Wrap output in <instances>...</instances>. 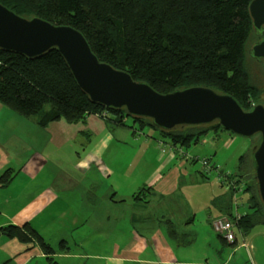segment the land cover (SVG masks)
I'll list each match as a JSON object with an SVG mask.
<instances>
[{
  "label": "trees",
  "instance_id": "1",
  "mask_svg": "<svg viewBox=\"0 0 264 264\" xmlns=\"http://www.w3.org/2000/svg\"><path fill=\"white\" fill-rule=\"evenodd\" d=\"M250 1L0 0V4L23 18L39 17L77 29L99 60L127 72L135 81L146 82L158 93L208 87L228 94L242 110L248 111L254 104L262 103L261 91H256L258 85L250 82L251 75L244 66L248 41L259 40L252 32L247 12ZM248 57L253 60L249 51ZM253 62L264 79L261 64ZM48 100L52 102L46 109ZM0 104L24 117L37 115L42 128L60 119L75 123L92 115L116 127L132 128L126 124L125 118L130 117L124 111H109L88 101L55 50L35 59L0 51ZM131 121L139 125L137 131L148 127L154 131L150 137L156 135L175 148L196 144L209 130H221L211 124L160 131L147 119ZM249 174L250 180L244 177L247 210L234 224L244 233L264 226V209L253 172ZM236 177L237 174L228 176L226 182ZM10 181L9 175H2L0 186L5 187ZM148 191H140L134 200H143ZM226 191L231 192L230 187ZM216 204L220 211H226L221 198ZM166 225L171 239L178 244L191 243L186 234L176 233L171 222ZM0 235L16 239L27 251L36 247L46 261L53 263L51 256L55 251L29 223L0 227ZM59 248L65 249L64 242H60Z\"/></svg>",
  "mask_w": 264,
  "mask_h": 264
},
{
  "label": "rangeland",
  "instance_id": "2",
  "mask_svg": "<svg viewBox=\"0 0 264 264\" xmlns=\"http://www.w3.org/2000/svg\"><path fill=\"white\" fill-rule=\"evenodd\" d=\"M248 42L244 54V66H246L245 68L248 70L249 75H251L250 82L252 81L253 84L258 85V90L256 91H261L259 93V100L264 103V91H262L264 89V79L261 77V72L258 69H254L255 64L253 60L248 57V51L254 43V39L251 38ZM51 102V100H48L46 109L49 108ZM9 110L12 111L11 109ZM22 117L29 119L27 126L31 125L34 118L37 119V115ZM59 121L61 123H54L51 130L46 129L43 131L40 140L38 138L39 142L37 146L33 148L31 145L27 147L22 146L23 148L20 152H17L23 166L30 160L39 163V159L44 163L42 166H49L50 164L45 163L49 159V162L56 164V170H64L77 175V172L73 171V167L79 163L80 158L82 159L83 151L87 156V152L89 151L101 152L105 145L102 161L112 171V174L106 179L100 180L99 185L101 190L104 189V186L109 190V186L113 185L116 188L115 190H121L123 195H125L124 197L129 201L130 195L142 188L141 184L148 180L151 172L159 168V166H163L162 159L165 158L167 160L168 155L174 153L173 159L175 160L172 165H177L179 157L184 160L185 165L180 167L179 178L176 182L178 185L174 189V193L169 196L173 204L172 211L170 209L165 212L159 211L160 206L157 208L155 204L158 201L156 200V196L151 197L145 194L146 198H143L142 201L137 199L139 202V204L137 203L138 206L142 204H149L151 206H146L150 212L144 215L143 220L139 221L144 224H134L139 233L152 240V246H149L146 251V254L151 258L154 256V247L157 245L160 252L158 261H165V263L161 264H264L263 226H255L246 234H242L237 227H234L236 241L235 244L229 245L218 237L211 225L212 221L225 216L222 213L223 211H220L216 202L225 196L224 194L228 186H230V190L233 193L232 197H230V206H227L230 207L231 215H242L247 210L248 194L245 192L244 177L247 176L246 180L251 179L249 174L252 171L250 154L252 147L258 142L257 136L245 139L222 130L217 131V133L209 130L199 137V141L196 144L190 143L189 146L182 148L172 146V152H170L169 147L171 146L166 142H162L159 145L156 139L152 137L148 138V136L152 135L151 132H154L148 127H142L143 131L136 133H133L131 129L126 131V128L119 127L115 132L111 133L112 139L104 144L105 122L101 117L92 115L87 118L86 126L90 129L89 133L79 130L83 124L81 121L75 123H67L64 119H60ZM125 121L128 125H134L130 118H125ZM138 128L139 125L135 123V129L138 130ZM28 129L30 128H25V130ZM130 133L134 137H131ZM14 137L17 138L16 135ZM14 142L19 146L21 145L19 139L14 140ZM16 151L17 148L12 150L13 153ZM241 157L243 159L240 160ZM204 160L207 163L204 166L206 168H203L201 164ZM53 167L55 166L53 165ZM10 168L6 164L2 175L7 174L11 180H14L11 185L0 191V199H3V205L7 206L5 210L8 214L20 210V207L26 208L28 205L27 200L33 197L29 190H24L29 180L22 175L24 171L18 173L16 168ZM167 170L168 168L163 170L162 173H165ZM97 172L104 177L103 173L96 169L81 174L84 175L86 180H93L98 178V175H95ZM53 174H55L54 168L49 178ZM236 174L242 180L236 177L230 183L226 182L228 176ZM126 181L128 186H126ZM32 185L30 183L29 187ZM234 186L236 187L234 188ZM85 200L87 201L86 198ZM84 206L80 194H75L74 202L68 203V207L75 214L79 213L82 208H84L83 210L88 209ZM124 207L119 206L117 208ZM150 209L155 210L152 211ZM111 214L112 218L118 217L115 211ZM131 216L133 219V214ZM183 216H187V218L189 216L193 217L192 223L187 224L186 221L188 219ZM227 216L229 217V215ZM3 217L5 216L1 214L0 225L8 221ZM122 217L121 213V220ZM36 222L37 217L32 219L31 223L32 225H36ZM42 222L45 225L43 237L53 248L59 247L57 243L60 239V233L62 237L65 236L67 239L74 237L75 234H80L79 228L78 230L71 228V222L61 217L53 220L52 223H46L44 219ZM167 222H172L178 233L186 234L189 240L192 239L191 243L178 244L171 239L166 234L167 227L165 223ZM90 223L95 222L90 220ZM101 223L106 225L108 229V223H104L101 220H99V223L93 224V226ZM113 225L112 220L111 227ZM93 226L91 224L90 227ZM83 227L89 228L87 239H92L94 233L90 229L89 223L87 222ZM153 238L156 239V244ZM19 249H21V243L16 239H9L4 235H0V264H23V258L29 260L26 264H53L46 261L45 258L40 257L39 253H30L15 261L12 255L18 252ZM71 250L77 252L74 248ZM55 251L57 252V249ZM8 259L11 260L7 261ZM54 260L56 261L55 264H79L76 261L64 260L60 257H55Z\"/></svg>",
  "mask_w": 264,
  "mask_h": 264
},
{
  "label": "crops",
  "instance_id": "3",
  "mask_svg": "<svg viewBox=\"0 0 264 264\" xmlns=\"http://www.w3.org/2000/svg\"><path fill=\"white\" fill-rule=\"evenodd\" d=\"M88 117H86L84 120H81L83 124L79 130L83 131L84 133L90 132V129H88L86 126V120ZM27 121H29L28 118H23L22 116H19L18 114L7 109V107L0 104V177L4 172L3 170L6 167V164H8V167H11L12 169L16 168L18 173L20 171H24L22 175L27 177L29 180L25 189H23L29 190L33 195L30 200H27L28 205L26 208L20 207V210L10 214H8L5 210L7 206L3 205V199H0V215L3 214L5 216L3 218H5L6 221L8 220L7 223L5 222L4 224L0 225V227H3V225L7 224L22 226L26 223H29L30 226L35 229L44 239L43 229L45 228V225H43V219L46 221V223H52L53 220H56L59 217L70 221V227L74 228L75 230H78L79 228L80 234H75L74 237L67 239L65 236L62 237L60 233V239L57 243V246L60 244L59 242H64L65 249L62 250L59 247L53 248L49 245L54 251L57 249V252L55 251V254L51 256L53 263H56L54 260L55 257H60L69 261H76L79 264L165 263V261H158L160 252L157 248V245L154 247L155 251L153 258L146 254L147 248L152 246L153 242L139 233V231L136 230V227H134V224H144L140 223L139 221L143 220L144 215H147L150 212L149 209L147 210L146 206H151H149V204H142L141 206H138L139 202L134 200V196H136V194L142 190L149 189L147 196L157 197L156 200L158 201L155 204L157 208L160 206L158 209L159 211L165 212L169 209L171 210L173 204L169 196L174 193V189L178 185L176 182L179 178L181 169L180 167L185 165L184 160L179 157L177 165H172L173 161L175 160L173 159V155H175L174 153L168 155L167 160L165 158L162 159L164 163L163 166H159V168L153 170L149 175L148 180L141 184L142 188L138 189L136 193L130 195L131 197L129 201H127L121 190L116 191V188L113 187V185L109 186V190H107L105 186L104 189L101 190L99 185L101 179H106L112 174V171H110L102 161L105 145L103 146L101 152L89 151L87 152V156L83 151L82 159L80 158L78 161L79 163L73 167V171L77 172V175L64 170H56V164L49 162V159H47L45 162L46 164H50L49 166H42L44 163L41 161V159H39V163L30 160L23 166L20 159L18 158L19 156L17 155V152H20V150L23 148L22 146L27 147L28 145H31L32 148L37 146L44 130H51L54 123H61L59 120L58 122L50 123L47 127L42 128L41 132V127L38 125L37 119L34 118V120L31 122V125L29 126H27ZM26 127H29L30 129L25 130ZM117 128L119 127L109 123L107 124V122H105V132L103 134L104 144L108 143L112 139L111 133L115 132ZM128 130L129 128H126V131ZM131 130L133 133L138 132L135 129V125H132ZM13 134L16 135L17 138L14 137ZM130 134L131 137H134L132 133ZM151 137L156 139L158 142L157 144L159 145L162 142L165 143L164 140L157 136ZM151 137L148 136V138ZM16 139L20 140V146L14 142ZM15 148H17V151L13 153L12 150ZM172 148V146L169 147L170 152H172ZM53 165L55 167H53ZM165 167H167L168 170L165 173H162L163 170L167 169H165ZM53 168L55 169V174L49 178L50 174L53 172ZM92 169L100 170L104 177L97 172L98 174L96 173L95 175H98V178L86 180L84 175L81 173L85 174ZM13 180L14 179H12L7 184V186L11 185ZM30 183L33 185L29 187ZM126 186H128L127 181ZM5 187L0 186V191H2V189ZM230 193L232 192L226 191L224 194L225 196L222 198L226 207L228 205L230 206V197L233 195V193L231 195ZM75 194L81 195L83 205H85L84 207L88 208L87 210H83L84 208H82V210L77 214H75V212L68 207V203L74 202ZM145 198L146 196L144 199ZM177 204L179 203L177 202ZM119 206L125 207L117 208ZM155 209L150 210L154 211ZM113 211H115V214L118 215L117 218H112L111 213ZM121 213L123 216L122 220ZM222 213L225 214V216L230 215V207H227V210L223 211ZM131 214H133V219ZM36 217L37 224L32 225V219ZM183 217L187 218V216ZM187 219V224L192 223L193 217L189 216ZM90 220H93L95 223H99V220L104 223L107 222L108 229L106 228V225H103L102 223L93 226L95 223H90ZM112 220L114 225L111 227ZM87 222L89 223V227L92 224L93 227H90V229L93 230L94 233V237L92 239L89 238V240L87 239L89 228L83 227V225H85ZM166 224L167 223H165V225ZM172 225L175 228L173 223ZM176 233L181 235L177 231ZM166 234L168 235L167 231ZM242 234L246 233L242 232ZM153 241L156 244L155 238H153ZM72 248H74L77 252L71 250ZM30 253H39L40 257L45 258L36 247H33L31 250L27 251L25 245L22 244L21 249H19L18 252H15L12 256L16 261L18 258L21 259V257H24ZM10 260L11 259H8L7 261ZM28 262L29 260L27 258H23V264Z\"/></svg>",
  "mask_w": 264,
  "mask_h": 264
},
{
  "label": "water",
  "instance_id": "4",
  "mask_svg": "<svg viewBox=\"0 0 264 264\" xmlns=\"http://www.w3.org/2000/svg\"><path fill=\"white\" fill-rule=\"evenodd\" d=\"M247 12L252 32L259 37L249 54L264 72V0H251ZM53 50L91 104L109 111L122 110L131 119H147L160 131L216 124L222 131L241 138L258 136L250 157L257 195L264 209L262 103L244 111L228 94L201 86L158 93L146 82L135 81L127 72L99 60L77 29L39 17L23 18L0 4V51L35 59Z\"/></svg>",
  "mask_w": 264,
  "mask_h": 264
},
{
  "label": "built area",
  "instance_id": "5",
  "mask_svg": "<svg viewBox=\"0 0 264 264\" xmlns=\"http://www.w3.org/2000/svg\"><path fill=\"white\" fill-rule=\"evenodd\" d=\"M180 150V149H179ZM180 155H182L180 153ZM202 167L207 165L206 160L202 161ZM240 220L239 214H233L231 216H222L221 218L212 221L211 225L215 233L220 235L226 243L235 242L234 224Z\"/></svg>",
  "mask_w": 264,
  "mask_h": 264
},
{
  "label": "flooded vegetation",
  "instance_id": "6",
  "mask_svg": "<svg viewBox=\"0 0 264 264\" xmlns=\"http://www.w3.org/2000/svg\"><path fill=\"white\" fill-rule=\"evenodd\" d=\"M241 180V179H240ZM243 183V182H242ZM236 186H234V188H235Z\"/></svg>",
  "mask_w": 264,
  "mask_h": 264
},
{
  "label": "bare ground",
  "instance_id": "7",
  "mask_svg": "<svg viewBox=\"0 0 264 264\" xmlns=\"http://www.w3.org/2000/svg\"><path fill=\"white\" fill-rule=\"evenodd\" d=\"M228 244H231V243H228Z\"/></svg>",
  "mask_w": 264,
  "mask_h": 264
}]
</instances>
